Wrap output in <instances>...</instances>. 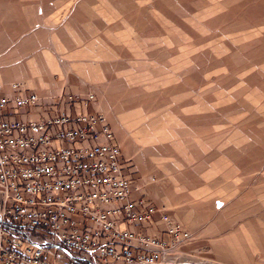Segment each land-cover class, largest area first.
<instances>
[{
    "label": "rangeland",
    "instance_id": "1",
    "mask_svg": "<svg viewBox=\"0 0 264 264\" xmlns=\"http://www.w3.org/2000/svg\"><path fill=\"white\" fill-rule=\"evenodd\" d=\"M82 1L40 99L109 121L135 193L191 235L167 258L264 264V0Z\"/></svg>",
    "mask_w": 264,
    "mask_h": 264
},
{
    "label": "built area",
    "instance_id": "2",
    "mask_svg": "<svg viewBox=\"0 0 264 264\" xmlns=\"http://www.w3.org/2000/svg\"><path fill=\"white\" fill-rule=\"evenodd\" d=\"M10 88L0 83V264H176L163 253L191 235L166 213L159 219L170 245L136 230L157 210L132 197L138 186L122 173L106 118H10L8 106L43 108L36 92Z\"/></svg>",
    "mask_w": 264,
    "mask_h": 264
},
{
    "label": "crops",
    "instance_id": "3",
    "mask_svg": "<svg viewBox=\"0 0 264 264\" xmlns=\"http://www.w3.org/2000/svg\"><path fill=\"white\" fill-rule=\"evenodd\" d=\"M97 1L82 2L91 5ZM65 2L66 0H0V83L4 92L11 91L10 82L24 81L29 87L26 92L34 91L30 89L34 88L38 90L34 92L42 97L41 95L46 94L43 92L45 88L56 85L53 75L61 76L63 72L57 62V55L72 56L69 51L71 45L66 44V19L69 9ZM40 5L47 8L43 9ZM58 111L97 113L80 102L66 105L59 98L43 99V108L27 107L23 111H17L8 106L6 109L10 118L22 120H37ZM108 124L113 132L109 121ZM118 160L122 173L132 179L131 169L121 152ZM132 197H143L157 210L151 221L137 225L136 230L158 232L167 236L159 215L170 212L147 197L144 190L133 193ZM142 208V205L138 206V209Z\"/></svg>",
    "mask_w": 264,
    "mask_h": 264
}]
</instances>
